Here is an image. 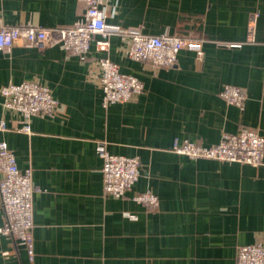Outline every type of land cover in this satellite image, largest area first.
<instances>
[{
	"label": "crops",
	"instance_id": "1",
	"mask_svg": "<svg viewBox=\"0 0 264 264\" xmlns=\"http://www.w3.org/2000/svg\"><path fill=\"white\" fill-rule=\"evenodd\" d=\"M103 11L110 27L189 38L203 56L183 49L175 67L153 70L129 57L131 40L121 34L108 53L93 41L86 60L61 46L0 51V88L37 82L59 102L56 116L31 119L30 133L0 102V142L20 170L32 168L35 187L34 260L2 236L0 264H236L239 247L264 245V162L192 160L172 149L215 146L241 128L264 137V0H109ZM84 13L79 0H0V23L9 27L69 28ZM105 57L144 93L105 108ZM226 85L246 92L242 108L221 98ZM101 143L141 161L123 198L104 193ZM145 192L157 208L134 200Z\"/></svg>",
	"mask_w": 264,
	"mask_h": 264
},
{
	"label": "built area",
	"instance_id": "2",
	"mask_svg": "<svg viewBox=\"0 0 264 264\" xmlns=\"http://www.w3.org/2000/svg\"><path fill=\"white\" fill-rule=\"evenodd\" d=\"M109 0H79L84 6L83 17L69 28L46 29L22 25L9 27L0 23V51L10 50L19 44L24 49L43 52L54 46H61L66 52L82 60L89 57L91 44L95 41L97 50L108 53L113 34L128 36L131 40L129 57L145 63L153 70L176 66L178 54L183 49L197 51L203 56L199 42L163 34L151 36L140 29L123 30L106 23L103 11ZM98 36V39L95 37ZM100 86L103 92V106L125 104L144 93V84L131 75L122 74L116 63L105 57L99 60ZM229 105L242 108L247 94L239 87L226 85L220 93ZM0 102L6 110L21 114L23 132L30 133L33 117H53L59 113V102L49 88L37 82L9 84L0 88ZM0 130H6L4 122ZM172 151L192 160H215L227 163L247 164L259 167L264 162V137L257 131L241 128L235 134H224L218 145L206 147L197 143L176 142ZM98 154L103 160L104 193L108 197L123 198L139 179L141 161L137 157L110 154L104 143L99 144ZM33 170H20L14 152L6 142H0V206L4 220L0 226V238L9 236L25 248L29 259L34 260L33 237ZM140 205L157 208L159 200L152 192L134 197ZM236 264H264V245L261 243L242 246L237 250Z\"/></svg>",
	"mask_w": 264,
	"mask_h": 264
}]
</instances>
